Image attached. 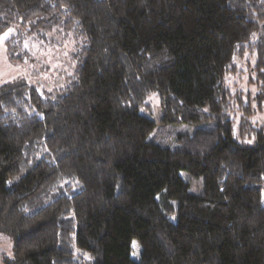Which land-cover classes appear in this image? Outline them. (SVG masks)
Segmentation results:
<instances>
[{
    "label": "trees",
    "instance_id": "obj_1",
    "mask_svg": "<svg viewBox=\"0 0 264 264\" xmlns=\"http://www.w3.org/2000/svg\"><path fill=\"white\" fill-rule=\"evenodd\" d=\"M12 25L11 61L55 32L74 66L0 85L5 264H264V203L242 196L264 195V0H0ZM246 54L254 89L232 90ZM151 95L193 131L158 142Z\"/></svg>",
    "mask_w": 264,
    "mask_h": 264
},
{
    "label": "rangeland",
    "instance_id": "obj_2",
    "mask_svg": "<svg viewBox=\"0 0 264 264\" xmlns=\"http://www.w3.org/2000/svg\"><path fill=\"white\" fill-rule=\"evenodd\" d=\"M18 30L24 32L20 25H12L0 34V85L11 80H21L41 91L51 89L53 86H60L64 76L70 73L74 66L71 56V52L74 50L73 42L59 38L55 32L46 34L44 38L46 40L30 34L24 41V47L15 50V55H21L22 59L13 62L7 55L6 40L15 35ZM251 65L252 56L248 54L237 63L239 71L227 78V83L232 90L240 89L246 92L254 89V86L248 83ZM146 102L149 105L142 107L141 111L158 121L154 132V137L158 142L172 146L177 132L193 131L192 125L169 124L160 121L159 99L155 95L149 96ZM251 119L255 124L262 126L264 131V101L260 108L255 109ZM246 139L249 138L246 137ZM242 196L254 203H264L263 190L260 188L243 190ZM12 240L11 235L0 232V264H5L3 259L12 256ZM140 251L138 241L133 239L131 241V258L139 260Z\"/></svg>",
    "mask_w": 264,
    "mask_h": 264
}]
</instances>
